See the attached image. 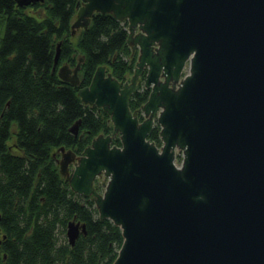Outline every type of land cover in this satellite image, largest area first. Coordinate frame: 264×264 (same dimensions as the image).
Instances as JSON below:
<instances>
[{
	"label": "water",
	"instance_id": "obj_1",
	"mask_svg": "<svg viewBox=\"0 0 264 264\" xmlns=\"http://www.w3.org/2000/svg\"><path fill=\"white\" fill-rule=\"evenodd\" d=\"M95 12L127 21L137 59L129 80L99 65L78 89L112 131L80 154L61 147L58 164L70 189L119 226L112 264H264V0H82L72 33ZM59 52L60 43L54 65ZM78 67L57 74L77 85ZM144 71L139 120L129 97ZM155 123L160 145L147 138ZM81 233L85 224L69 220L70 245Z\"/></svg>",
	"mask_w": 264,
	"mask_h": 264
},
{
	"label": "trees",
	"instance_id": "obj_2",
	"mask_svg": "<svg viewBox=\"0 0 264 264\" xmlns=\"http://www.w3.org/2000/svg\"><path fill=\"white\" fill-rule=\"evenodd\" d=\"M81 2L0 0V264H112L123 240L119 226L99 218L94 200L73 192L59 172L61 147L80 154L97 134L112 131L108 113L84 103L78 89L99 65L127 80L137 59L126 42L127 21L111 13H93L72 33ZM63 63L79 65L77 85L59 78ZM144 77L129 97L132 111L148 97ZM77 119L74 135L69 127ZM147 138L161 144L158 125ZM73 218L85 233L70 245L66 225Z\"/></svg>",
	"mask_w": 264,
	"mask_h": 264
},
{
	"label": "rangeland",
	"instance_id": "obj_3",
	"mask_svg": "<svg viewBox=\"0 0 264 264\" xmlns=\"http://www.w3.org/2000/svg\"><path fill=\"white\" fill-rule=\"evenodd\" d=\"M78 30H79V28L75 29L74 34L77 33ZM141 85L144 86V80H143V82L141 83ZM137 89H138V87H137ZM140 107H141V106H140ZM139 110H140V112H138L137 114H139L140 117H143V116H144V115H143V112L141 111V109H139ZM155 125H158V124L155 123ZM155 125H154V126H155ZM158 126H159V125H158ZM59 155H60V157H59V159H60V158H61V151H60ZM176 163H177V164L180 163V161H178V155H176ZM69 167H72V164H70ZM104 179H105L104 175L101 174V175H99L97 178H95V180H94V184H95L97 190L100 191V192H101V188H102L101 183H102V181H104Z\"/></svg>",
	"mask_w": 264,
	"mask_h": 264
},
{
	"label": "flooded vegetation",
	"instance_id": "obj_4",
	"mask_svg": "<svg viewBox=\"0 0 264 264\" xmlns=\"http://www.w3.org/2000/svg\"><path fill=\"white\" fill-rule=\"evenodd\" d=\"M132 75V74H131ZM131 75H130V77H131ZM142 75V74H141ZM141 75L138 77V82L137 83H139V80H140V77H141ZM130 77L127 79V80H129L130 79ZM125 81V80H124ZM138 113V112H137ZM138 117H139V120H142L144 117H142L141 119H140V116H139V114H138Z\"/></svg>",
	"mask_w": 264,
	"mask_h": 264
}]
</instances>
